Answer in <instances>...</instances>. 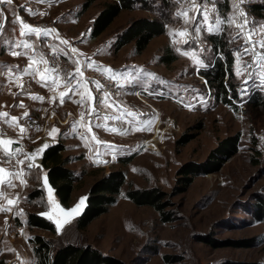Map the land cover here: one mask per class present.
<instances>
[{"label":"rangeland","instance_id":"374dc122","mask_svg":"<svg viewBox=\"0 0 264 264\" xmlns=\"http://www.w3.org/2000/svg\"><path fill=\"white\" fill-rule=\"evenodd\" d=\"M13 1L12 7L22 0ZM56 1L57 16L65 18L69 15L77 19L63 25L74 38L75 45L79 43L78 47L82 50V53H69L79 61L80 78L85 79L82 71H100L99 67L88 63L84 54L89 55L90 51L95 54V59H100L98 64L103 63L111 70L120 68L119 72L133 82L126 83L119 91L116 87L118 96L112 97V100L120 98L126 108L130 107L137 114L134 119L126 116L131 123L121 121V128L113 135L106 130L98 131L101 139L115 141V149L105 147L97 151L91 140L86 144L88 140L85 139V148L77 145L78 150L67 148L63 152L64 156L71 157L67 166L81 175L72 191L71 203L66 208L88 195L92 182L112 169H121L126 182L108 210L84 229L77 228L76 216L57 232L56 222L47 212L55 210V204L60 202L55 195V202L48 197V188L43 182L46 171L42 167H23L26 183L21 184L20 179H15V188L0 185L3 191L0 207L11 208L9 212L0 211V257L4 258L5 264H36L31 242L33 235L49 240L53 249L67 243L89 245L112 257L116 264H264V214L258 208L259 202L264 205V105L254 107L249 103L254 94L252 91L258 86L245 90L248 83H245L247 55L237 54V49L242 52L244 42L242 38L232 40L238 35L233 7L235 0H229L230 9L225 14L218 6L220 0L215 5L207 3L208 8L216 7L222 19L234 17L236 21L231 27L227 22L221 25L224 29L221 33H224L234 57L233 76L228 80L225 76L224 80L231 81L237 93V97H232L228 89L227 96L231 101L227 104L215 98L213 89L200 73L202 68L195 65L193 57L182 54H194L205 67L216 56L208 40L210 34L205 30L207 25L200 34L203 43L176 34L185 25L182 19L175 17V13L189 8L188 0H179V3L147 0L146 6L136 5L131 10H122L97 37L88 35L86 29L89 24L91 27V20L104 0H95L84 11H81V5L85 0ZM242 1L248 10V2L256 0ZM45 15L52 16L53 13ZM209 15V23H214L216 15ZM144 16L163 17L166 31L152 38L141 53L134 51L132 43L115 52L112 47L115 34L130 20ZM189 16H196L197 22L202 21L198 12L189 11ZM254 24L264 30V15L255 17ZM193 27L189 26L188 31L194 35ZM170 32L173 35H169ZM184 40L189 42L185 44ZM166 48L177 57L168 65L160 61ZM68 61L74 69L75 64ZM139 69L152 76L145 77L138 72ZM107 72L102 73L111 76ZM237 72L241 74L237 75ZM8 94L12 95L1 84L0 106L3 100H7ZM36 116L40 126L35 134L46 130L45 119ZM149 120L151 124H145ZM233 135L238 136L236 152L218 170L195 174L187 189L178 192L175 186L179 169L188 162H205L212 148ZM182 137L188 138V141L178 145L176 141ZM73 142L77 143L75 138L68 143ZM68 146L75 148L73 144ZM95 154L102 155L106 159L105 164L96 165ZM131 154L129 162L119 160ZM0 167L6 169L0 177L10 178L12 171L1 161ZM129 184L136 187L155 186L163 191L165 196L161 203H165L163 211L167 212L166 216L153 206L136 205L126 198L124 191ZM36 190L41 193L32 196ZM8 199H13L14 204L8 205ZM30 212L45 217L54 225L55 231L28 226L26 218Z\"/></svg>","mask_w":264,"mask_h":264},{"label":"trees","instance_id":"16d2710c","mask_svg":"<svg viewBox=\"0 0 264 264\" xmlns=\"http://www.w3.org/2000/svg\"><path fill=\"white\" fill-rule=\"evenodd\" d=\"M94 1L85 0L81 5V11L86 10ZM136 5L146 6L147 0H104L93 19L89 35L97 37L108 28L122 10H131ZM218 6L222 14H225L230 9L229 0H220ZM247 8L255 17L262 16L264 15V0L250 1L247 4ZM165 31L166 22L163 17L144 16L134 18L115 34L112 47L116 52L122 46L132 43L134 51L141 53L152 38L163 34ZM208 40L216 56L211 64L200 70V73L213 89L215 98L227 104L231 101L227 96L228 89H230L232 97H237L231 81L225 82L224 80L225 76L227 80L233 76L234 57L224 33L219 35L210 34ZM168 49L166 48L165 52L160 56V61L167 65L177 58ZM218 54L222 56L220 57ZM249 103L254 107L264 105V95L261 92H255L249 98ZM237 137V135H233L222 139L210 150L205 162L185 163L179 169V176L175 186L176 190L178 192L186 190L193 181L195 174L218 170L222 163L236 152ZM187 141L188 138L182 137L177 139L176 143L183 145ZM63 150L64 145L58 141L50 145L43 152L42 168L46 171L48 181L54 189L60 204L67 209L66 207L71 203L72 191L80 180L81 175L67 166L71 161V157L63 156ZM132 156L131 154L127 157H121L119 160L127 163ZM125 182V173L121 169H112L94 180L88 189L87 204L82 213L76 217L77 228L84 229L91 221L105 213L109 205L115 201ZM40 193V190H36L32 196H37ZM124 195L136 205H150L160 210L163 216L167 214V212L163 211L165 203H161L165 193L158 187H136L129 184L124 191ZM258 204V208L261 210L260 213L264 214L263 202L261 201ZM26 224L30 227L37 226L50 232L55 231L54 225L50 221L33 212L28 213ZM31 242L36 257V264H116L112 257L103 255L99 250L89 245L80 246L67 243L53 249L51 242L41 235H33ZM0 264H5L3 257H0Z\"/></svg>","mask_w":264,"mask_h":264},{"label":"crops","instance_id":"0c3cea01","mask_svg":"<svg viewBox=\"0 0 264 264\" xmlns=\"http://www.w3.org/2000/svg\"><path fill=\"white\" fill-rule=\"evenodd\" d=\"M56 5H57L56 0H22L18 4L16 3L13 4L14 7H12V5L11 6L4 5L1 8L4 10V17H0V25H4V27L2 29V34H0V85L3 84V87L5 86V88H7V91L12 93V95L8 94L9 96L7 97V100L6 101L3 100L1 103L0 113H3L5 109V112H7L9 115L8 117H0V125L12 131H17L20 127V122H19L20 117L23 116L25 112H28L34 115H38L39 117L42 116L45 119L46 123L49 124V128L47 127L48 134L51 133V135L49 136L51 138L56 139L58 142L64 145L63 152L67 150V148H70V150L72 151L78 150L77 145H79L82 148H85L86 147L84 142L85 139H81L82 136L86 137V139L88 140L86 144L89 142L90 139L91 142L94 144L93 146L94 149L97 151H100V149L101 150L105 149L107 145L112 146V147H108L111 150L115 149L114 148L115 141L113 140L106 141L104 139H101L100 136L98 135V131L105 130L104 127L97 128L96 125L106 124L108 127L115 129L114 131H107V133L113 135V133H117L121 128L122 126L120 124L121 121L112 120V119H109L107 121H104L103 119L97 120L96 116L90 118L88 115V109L89 107H92V102H86L83 105L76 102L81 99V93L87 96V94L90 92V88L87 82H85L80 78L82 81L80 85V92L73 95L71 92H68L64 87V79L62 74L57 85L51 88L44 85L41 82H38L39 78L33 80L32 77L27 76L29 82L28 87L23 83L22 80L23 76H21L19 79H15L16 73H13V77L9 78L7 71L9 67L13 69H17V68L23 69L24 67H27L29 63H33V65H35V63L40 60V56L36 55L35 53H42L45 55L46 58H49L50 55H52V53H51V49L47 45H55L58 48L65 49L66 51L75 48L78 53H82V50H80L78 47L79 43L75 45L76 43L74 42V38L69 35L65 25H63L67 21L69 24L71 22H75L77 19H74L72 16L69 15L68 16L66 15L65 18H63V16L62 17L57 16V14L55 13ZM19 7H21V10H18ZM13 10L15 11V15H13ZM29 10L33 14H30ZM51 12L53 13L52 16L45 15L48 13L50 15ZM17 16H19L22 20H23L22 17H25L27 21L25 20L23 21L27 23L30 26V28H37L41 30L50 29L55 31L52 33L50 37L41 38L39 40H37L35 36L21 37L20 36L21 25L19 23L16 24L12 23V21H14ZM33 19H37V20L34 21ZM93 19L94 17L92 18L91 23ZM30 21L34 22V24L36 25L34 24L32 25ZM90 28L91 27L89 24L88 28L86 29L88 35L90 32ZM29 30L30 29H25V31H29ZM22 40H27L29 43H32L33 49L29 50V49H24L22 47L21 48L10 47L11 45H14L16 42ZM64 40L68 41V43L61 44L60 41H64ZM13 50L17 52L26 53V55H20L14 57L13 55H11V52ZM77 52H75L74 54H76ZM90 53L91 54L89 55L84 54L85 57L88 59L87 60L88 63H92L95 67L103 68L105 70L110 69L104 66L103 63L98 64L97 62H100L99 61L100 59H95L94 58L95 54H93L91 51ZM29 56L32 57L31 60H29L28 58ZM77 67L78 65L75 64L74 69H71V72H75ZM119 70L120 68L117 67L116 69H112V72L120 73ZM112 72L110 73L107 72V73L112 75ZM46 79L50 80V78H46ZM75 83L76 81L73 80V84ZM21 85H23L22 88ZM132 91L134 92V90ZM62 92L66 93L63 97H61L60 95ZM33 96H39L42 97L43 99L34 100L31 98ZM69 96H71V99H69ZM61 99H63V103H61ZM114 101H116V104L119 106V108L108 107L105 109V112L101 115V117L106 115L117 116L120 114V110H127L136 114V112L130 107L126 108L124 106L125 103H122L120 98L114 99ZM21 103L24 105L23 108L18 106ZM15 106L16 109L14 108ZM82 113L83 116L81 115ZM12 117L17 118V120L14 123L11 120ZM128 118L131 119L132 117H128ZM132 119H134V117ZM6 120L8 121V123H5ZM17 125H19V127H17ZM73 125H75L76 127L73 128ZM53 127L58 129V131L52 132L51 130ZM73 138H75L77 143L75 142L68 143ZM66 139L68 140V142H65ZM97 141H100V143H97ZM68 144H73L75 148L73 149L71 146L69 147ZM83 145H85V147H83ZM47 186L49 187V185ZM47 194L49 197L48 191ZM52 195L56 196L55 191L54 193H52Z\"/></svg>","mask_w":264,"mask_h":264},{"label":"snow or ice","instance_id":"6c2138e0","mask_svg":"<svg viewBox=\"0 0 264 264\" xmlns=\"http://www.w3.org/2000/svg\"><path fill=\"white\" fill-rule=\"evenodd\" d=\"M190 7L189 8H185L182 11H177L175 13V17L180 20H183V24L185 25L184 29L181 31H178L176 34L181 36V37H189L192 41L194 42H200L203 43L201 41L200 38V34H201V30L204 27V25H207V28L205 29L209 34H216L219 35L221 34L222 31H224V29H222L221 25L225 24V22H227L228 27H231L233 24L236 23L235 18L234 17H226L225 19H222L220 17V15L217 13V9L215 6H213L212 8H208L207 7V3L211 2L213 5H215L216 3H218V0H201V2L198 3V0H188ZM242 2V0H241ZM13 3V0H0V5H11ZM173 3H179V0H173ZM234 9L237 11L238 16L240 18L244 17V12L240 10V4L239 3H234L233 4ZM189 11H193V12H198L200 13V15L202 16V21L201 22H197L196 16H189ZM30 14L31 11L29 10ZM210 13H217V15L214 17V23H209V19H210ZM13 15H15V11L13 10ZM0 17H4V10L0 9ZM13 24L19 23L21 25L20 27V36L21 37H31V36H35V38L37 40L41 39V38H47L50 37L52 35V33L55 30H50V29H37V28H30V26L25 23L19 16L16 17V19L14 21H12ZM246 23V21H245ZM193 33H190L188 31V27L189 26H193ZM4 25H0V34H2V29H3ZM237 27L239 28V32L237 36L232 37V40L235 41L238 38H242L244 41V46H243V50L241 52L240 49H237V54L238 56H243V55H251L253 57H255L257 55L256 50H255V45L253 44V41L250 39V36L253 33H248L245 34V24H239L237 25ZM25 29H30L29 31H25ZM14 31V29H13ZM169 35H173L172 32L169 33ZM189 41L188 40H184L183 43L187 44ZM61 44H67L68 41L64 40V41H60ZM262 47H264V41H259L258 42ZM50 49H51V53H52V58H46L44 54L42 53H35L36 55L40 56V60H39V64L41 65L40 67H34L33 63H29L27 67H24L23 69H13L11 67H9L7 69L8 71V75L9 78L13 77V73H16L15 75V79H19L21 76H30L32 77L33 80L38 79V82L43 83L44 85L48 86V87H54L55 85H57L58 81L61 78V68L59 67V57L63 56L68 60H71V62L73 64H79V61L76 59H73L72 56L69 55V52L66 51L63 48H58L55 45H47ZM10 47L12 48H24V49H33V44L29 43L27 40H22L19 42H16L14 45H11ZM177 51H180V49H177ZM72 53L76 52L75 48L71 49ZM185 56H192L195 62V65H197L199 68H203L205 67L204 63L199 60L196 59L194 54L189 53V52H183L182 53ZM11 55H13L14 57L16 56H20V55H26V53L23 52H17L15 50H13L11 52ZM29 60L32 59L31 56L28 57ZM261 59L264 60V56H261ZM91 67V65H89ZM255 65L252 62H248L247 63V67L248 68H252ZM262 67H264V65H262ZM98 70H100L101 72H104L105 70L103 68H99ZM107 71L112 72L111 69H108ZM139 73L143 74L145 77L148 76H152V74L146 73L143 69H139L138 70ZM237 75H240V72L236 73ZM248 76L251 77L252 76V72H248ZM81 73L79 70V67H77L75 72H67L65 71L63 73V79H64V87L66 88V90L68 92H71L73 95L77 94L80 92V85L82 83L81 79ZM46 78H50L46 79ZM155 80L158 81V78L153 77ZM107 79L109 80H113L116 83L117 88H122L125 86L126 83H132V79L128 76H125L123 73H118V72H112L111 76H108ZM73 80L76 81L75 84H73ZM121 81H124L125 83H121ZM137 83H139V81H136ZM160 83H164L163 81H158ZM245 83H247V81H245ZM260 83L262 86H264V77L261 78ZM93 84L95 85L96 90L99 92L100 89L103 87V85L100 84V82L98 81H93ZM23 87V85H21V88ZM243 91V90H242ZM66 93L62 92L60 95L61 97H63ZM162 94V93H161ZM34 100H42V97L39 96H33L31 97ZM69 99H71V96H69ZM95 101V97H93L91 95V93L89 92L87 94V96H85L83 93H81V99L79 101H76L77 103L83 105L86 102H94ZM61 103H63V99H61ZM99 104L101 106H103L104 108H108V107H115V108H119V106L116 104V101L112 100V94L108 91H104L99 99ZM19 107L23 108L24 105L21 103L18 105ZM95 114L96 119L97 120H101L103 119L104 121H107L109 119L112 120H119L125 123H131V121L126 119L127 117H136L137 114L127 111V110H120V114L117 116H103L101 117V115L99 114V111L96 107H89L88 109V115L89 117L93 116ZM8 113L7 112H3L0 113V117H8ZM29 114L28 112L24 113V116L27 117ZM83 116V113L81 114ZM12 122L14 123L17 118L16 117H12L11 118ZM5 123H8V121L6 120ZM145 124L150 125L151 124V120L146 121ZM17 127H19V125H17ZM76 126L73 125V128H75ZM97 128L100 127H104V129L106 131H114L115 129L108 127L106 124H97L96 125ZM19 131L20 134L23 135L25 133V128L23 127H19ZM52 132H57L58 129H56L55 127L52 128L51 130ZM49 135H51V133H49ZM81 139H86V137L82 136ZM13 141L12 140H0V144H3L5 146L12 144ZM97 143H100V141H97ZM50 145H48L47 143L43 145V147L36 149L31 155L28 154H24V159H19L16 160V164L19 165H24L25 161L27 160L28 163L26 164L27 169H33V168H38L40 167L39 165H37L34 162L35 157L39 154V153H43ZM107 147H112L111 145H107ZM20 149H16L15 151H8L7 147H5V149L3 150V156L4 157H8L7 160L2 161L4 163H7L13 167H15V165H12V160L16 158V156L20 153ZM6 169L4 167H0V173H5ZM22 172L23 169H21L20 171L17 172H12L9 174L10 178H2L0 177V185H5L8 188H15L17 187V184H15L13 181L15 179H20L21 180V184L26 183L23 179H22ZM43 182L44 184L47 186L48 185V179L47 176L45 175L43 178ZM48 193H49V197L51 198L52 193H53V189L49 186L48 187ZM0 195H3V191L2 189H0ZM85 199L86 198H81L80 201L77 203V205L75 207H73L71 209V213H78L84 206L85 204ZM7 204L8 205H13L14 204V200L13 199H8L7 200ZM0 211L3 212H9L11 211L10 207H0Z\"/></svg>","mask_w":264,"mask_h":264},{"label":"built area","instance_id":"2783aa9c","mask_svg":"<svg viewBox=\"0 0 264 264\" xmlns=\"http://www.w3.org/2000/svg\"><path fill=\"white\" fill-rule=\"evenodd\" d=\"M235 3H239L240 10L244 12V17L240 18L238 16L237 11L235 10L237 25L243 23L245 24V34L253 33L250 36V39L253 41V44L255 45V50L257 53L255 57L251 55H247L245 58L246 63L252 62L255 65L252 68H248V71L246 74L248 83L245 86V90H249L253 86H258L257 88H254L252 92L255 93L258 90V92L262 91L264 93V86H262L260 83L261 78L264 77V67H262V65H264V60L261 59V56H264V47H262L258 43L259 41H264V30H260L257 24H254L255 16L244 7V4L243 2H241V0H236ZM0 6L2 7L3 5H0ZM214 14L217 15V13H214ZM31 24L33 25L34 22H31ZM237 29L239 32L238 27ZM68 51L69 53L73 54L70 49ZM49 58L51 59L52 55H50ZM59 60H60L59 67L62 70L61 73H63V71L70 72L72 69V66L70 65L69 61L63 57H59ZM40 66L41 65L39 64V61H37L34 65V67H40ZM249 71L252 72L251 77L248 76ZM82 72H83V77L85 78L84 80L87 81L89 85L91 95L95 97V101L92 103V105L93 107H96L98 109L99 114H103L105 112V109L103 106L99 104V99L104 91L110 92L112 94V97L118 96L115 81L107 79L108 76L104 75L101 71H82ZM254 75H256V77L253 80H251ZM22 80H23L24 85L28 87L29 86L28 77L23 76ZM93 81H98L100 82L101 85H103V87L100 89L99 92L96 90L95 85L93 84ZM28 114L29 115L27 117L23 115L20 118V127L25 128V133L23 135L20 134L19 129L17 131H12L0 125V140H12L13 141L12 144L7 145V146L0 144V161L3 165H5L7 169H9L12 172L20 171L21 169H23V167L27 168L26 167V164L28 163L27 160L25 161L24 165L16 164V160L24 159V154L31 155L36 149L43 147L42 142L44 140L47 142L48 145H52L57 142L56 139L48 136L49 134L47 130V126H48L47 123L45 127L46 130L35 134V131L40 126V120L36 115L32 113H28ZM5 147H7L8 151H15L16 149L21 150L20 153L16 156V158L12 160V165H15V167L2 162L8 159V157L3 156V150L5 149ZM42 157H43V153H39L34 159V162L40 166L38 168L42 167ZM105 162H106V159L102 157V155L95 154L94 163L96 165L100 166V165L105 164ZM33 169H37V168H33ZM23 178H24V174L22 172V179Z\"/></svg>","mask_w":264,"mask_h":264},{"label":"bare ground","instance_id":"6f19581e","mask_svg":"<svg viewBox=\"0 0 264 264\" xmlns=\"http://www.w3.org/2000/svg\"><path fill=\"white\" fill-rule=\"evenodd\" d=\"M47 142L44 140L42 142V145L46 144ZM48 188V186H47ZM51 202H55L56 199L54 198V196H51ZM59 203V202H58ZM77 205L74 204L72 207H70L69 209H65L64 207H62L60 204H55V210H50V212H47V214L50 216L52 215V217L54 218L55 222H56V230L58 231V229H60L64 224L69 223L70 221L73 220L74 217L79 216L80 212L82 211V209L78 212V213H71V209L73 207H75ZM46 216V215H45Z\"/></svg>","mask_w":264,"mask_h":264},{"label":"water","instance_id":"95a60500","mask_svg":"<svg viewBox=\"0 0 264 264\" xmlns=\"http://www.w3.org/2000/svg\"><path fill=\"white\" fill-rule=\"evenodd\" d=\"M48 185L52 188V186L49 184V182H48ZM52 189H53V188H52ZM53 192H54V189H53ZM84 198H86V199H85V204H84V206H83L82 211L84 210V208H85V206H86V204H87V195H86ZM82 211L80 212V214L82 213ZM80 214H79V215H80ZM57 232H60V231H57Z\"/></svg>","mask_w":264,"mask_h":264}]
</instances>
